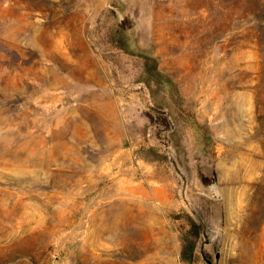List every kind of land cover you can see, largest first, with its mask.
I'll use <instances>...</instances> for the list:
<instances>
[{
	"label": "rangeland",
	"instance_id": "rangeland-1",
	"mask_svg": "<svg viewBox=\"0 0 264 264\" xmlns=\"http://www.w3.org/2000/svg\"><path fill=\"white\" fill-rule=\"evenodd\" d=\"M0 264H264V0H0Z\"/></svg>",
	"mask_w": 264,
	"mask_h": 264
}]
</instances>
